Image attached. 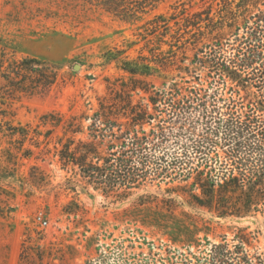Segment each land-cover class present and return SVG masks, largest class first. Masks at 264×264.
Here are the masks:
<instances>
[{
  "label": "rangeland",
  "instance_id": "1",
  "mask_svg": "<svg viewBox=\"0 0 264 264\" xmlns=\"http://www.w3.org/2000/svg\"><path fill=\"white\" fill-rule=\"evenodd\" d=\"M258 9L264 4L254 0H158L144 13L116 17L82 0H0L7 57L43 59L57 70L54 85L34 94L12 90L0 77V264H197L210 257L213 245L237 244L241 230L249 234L250 256H264L263 214L220 219L185 203L186 194L165 192L191 187L195 175L148 183L125 201L106 197L63 168L54 148L63 134L48 138L53 120H43L92 116L99 101L114 105L116 114L140 103L153 113L150 93L173 84L237 99L230 84L214 83L195 61L218 48L226 55L246 52L248 16ZM158 17L168 29L162 20L152 23ZM193 20L195 27L188 23ZM154 26L158 30L151 33ZM123 63L138 74L126 72ZM216 104L224 115L226 102ZM199 117L193 111L174 128L183 139L171 140L169 154L183 152L191 131L194 137L201 133ZM216 151L222 156L223 146ZM165 198L175 200L169 209ZM38 217L48 225H39Z\"/></svg>",
  "mask_w": 264,
  "mask_h": 264
},
{
  "label": "trees",
  "instance_id": "2",
  "mask_svg": "<svg viewBox=\"0 0 264 264\" xmlns=\"http://www.w3.org/2000/svg\"><path fill=\"white\" fill-rule=\"evenodd\" d=\"M82 1L116 17H126L144 13L158 0ZM254 1L264 4V0ZM160 20L162 17L152 23ZM162 21L168 29V23ZM188 23L194 27L199 24L196 20ZM247 23L246 52L239 49L237 54L226 55L218 48L195 61L214 83L230 84L237 99L232 96L224 100L217 91L209 94L196 86L184 89L173 84L169 91L150 93L153 113L149 104L140 103L121 107L123 112L116 114L112 113L114 105L99 101V110L92 116L84 113L65 120L61 115H48L43 120L51 118L53 122L47 137L59 130L63 134L54 146L63 168H71L87 187L117 201H125L148 183L167 179L169 183L178 179L184 182L195 175L191 187L176 186L165 192L169 196L186 194L185 203L204 208L220 219L264 215V10L249 14ZM157 30L154 26L151 33ZM8 50V43L0 39V77L12 90L34 94L54 85L55 67L39 58L9 59ZM123 66L126 72L138 74L137 67ZM29 72L37 76L31 79ZM196 78L201 82V76ZM217 100L227 104L224 115L219 113ZM193 111L200 113L197 121L202 123L201 133L194 137L191 131L183 152L169 154L171 140L179 144L183 139L173 135L174 128ZM220 144L222 156L216 151ZM197 190L200 195L195 194ZM174 202L173 198L163 199L168 209ZM240 233L234 240L237 244L213 245L210 257L197 259V264H264L263 254L251 257L245 250L250 244L249 234L244 230Z\"/></svg>",
  "mask_w": 264,
  "mask_h": 264
},
{
  "label": "built area",
  "instance_id": "3",
  "mask_svg": "<svg viewBox=\"0 0 264 264\" xmlns=\"http://www.w3.org/2000/svg\"><path fill=\"white\" fill-rule=\"evenodd\" d=\"M37 221H38V224L41 225L42 227H46L48 225V222L42 217H38Z\"/></svg>",
  "mask_w": 264,
  "mask_h": 264
}]
</instances>
